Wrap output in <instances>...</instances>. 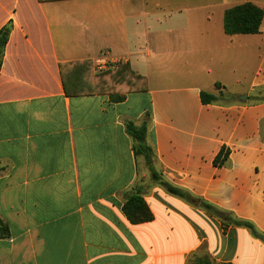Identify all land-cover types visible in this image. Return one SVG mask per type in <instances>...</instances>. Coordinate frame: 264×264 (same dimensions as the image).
I'll list each match as a JSON object with an SVG mask.
<instances>
[{"label":"crops","instance_id":"0c3cea01","mask_svg":"<svg viewBox=\"0 0 264 264\" xmlns=\"http://www.w3.org/2000/svg\"><path fill=\"white\" fill-rule=\"evenodd\" d=\"M246 3L264 12V0H0V31L12 26L0 264H264V19L256 35L224 31ZM83 60L127 63L147 90L68 97L60 65ZM126 121L146 122L149 167ZM133 190L151 222L124 215Z\"/></svg>","mask_w":264,"mask_h":264},{"label":"trees","instance_id":"16d2710c","mask_svg":"<svg viewBox=\"0 0 264 264\" xmlns=\"http://www.w3.org/2000/svg\"><path fill=\"white\" fill-rule=\"evenodd\" d=\"M263 19L264 12L256 5L252 3L237 5L226 10L224 15V31L228 36L256 35L260 33ZM11 29L12 26L8 25L0 31V71ZM60 73L63 88L68 97L108 95L112 102L120 103L126 99L127 94L145 92L147 90L146 78L134 73L127 63L119 64L116 68L107 71L95 72L91 60L76 61L60 65ZM215 99L214 96L202 94V102L204 104H209L215 101ZM125 128L133 141L135 156H143L148 159V166H150L153 151L146 144V122L141 126H137L133 121H126ZM219 161L220 156L215 160V163L217 164ZM168 191L174 195L182 196V193L176 189L168 188ZM206 209L209 211L213 210L210 206H206ZM123 213L132 225L148 223L154 219L139 190H133L126 195ZM237 225L246 226L258 235L251 224L237 223ZM9 235L8 226L0 219V238H7ZM203 264L214 263L205 261Z\"/></svg>","mask_w":264,"mask_h":264},{"label":"rangeland","instance_id":"374dc122","mask_svg":"<svg viewBox=\"0 0 264 264\" xmlns=\"http://www.w3.org/2000/svg\"><path fill=\"white\" fill-rule=\"evenodd\" d=\"M194 1H197V2H198V0H194ZM144 160H145L146 165L148 166V163H149L148 161H149V160L146 159V158H144ZM148 167H149V166H148Z\"/></svg>","mask_w":264,"mask_h":264},{"label":"water","instance_id":"95a60500","mask_svg":"<svg viewBox=\"0 0 264 264\" xmlns=\"http://www.w3.org/2000/svg\"><path fill=\"white\" fill-rule=\"evenodd\" d=\"M246 98V97H245Z\"/></svg>","mask_w":264,"mask_h":264}]
</instances>
